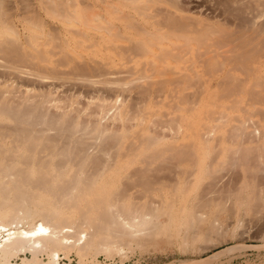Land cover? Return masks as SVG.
<instances>
[{
	"label": "bare ground",
	"instance_id": "1",
	"mask_svg": "<svg viewBox=\"0 0 264 264\" xmlns=\"http://www.w3.org/2000/svg\"><path fill=\"white\" fill-rule=\"evenodd\" d=\"M260 57H264V0H0V264L27 251L31 257L21 256L22 263L40 264L38 254L47 250L52 264H72L71 251L78 254L77 264H151L146 258L134 259L128 251L147 249L165 238L172 242L181 237L182 245L186 244L196 218L203 224L211 217L197 207L229 202L240 193L241 185L235 190L219 187L215 172L225 160L207 158L218 145L228 146L220 135L216 137L220 128L228 132L232 125L229 135L233 132L243 140L251 139L250 134L264 136V119L262 127L258 117L260 129V124L254 125L258 119H252L255 112L250 114L260 107L264 114L259 104L264 103ZM128 60L133 63L127 64ZM123 75L128 80L121 79ZM63 85L62 91L66 86L74 91L92 88L106 97L118 88L139 87L145 97L141 95L139 101L131 97L126 105L117 102L120 97L109 102L101 96L110 104L103 106L101 100L99 111L112 113L114 108L112 116L118 121L126 119L128 111L134 112L130 126L122 121L114 130L93 119L92 126L81 117L83 125L78 113L71 118V104L67 109L60 105V110L57 102L62 98L58 100L57 91ZM219 90L229 92L225 96L247 93L248 98L240 95L241 99L230 101L238 110L236 104L244 100L245 107L239 111L244 108L249 118L246 113L241 117L242 111L227 113L230 105L218 101ZM207 92L211 94L204 97ZM130 100L136 103L132 106ZM205 102L208 107L197 105ZM156 104L160 120L148 121L155 126L149 130L139 119H152ZM194 114H207L210 119L204 124ZM232 118L239 124L233 125ZM247 121L254 122L253 129ZM245 127L251 128L247 136ZM215 140L219 141L215 144ZM240 146L243 150L238 154L245 156L256 148L248 145V152L247 145ZM238 147L233 152L241 151ZM257 171L264 174V167ZM200 174L212 178L196 189L200 191L196 206L187 208L186 194L195 189ZM260 186L250 191L257 198L249 192L255 200L245 198L249 205L264 202ZM178 191L185 196L179 197L177 205ZM179 211L185 213L184 223H178ZM233 214L234 224L214 214L205 237L214 232L224 239L231 225L232 232L239 224L246 228L249 220L239 212ZM36 216L41 220L22 226L23 220L33 221ZM195 229L192 236L199 238ZM236 248L241 245L201 259L163 264H215L219 253L225 256L224 252ZM99 253L105 256L96 257Z\"/></svg>",
	"mask_w": 264,
	"mask_h": 264
},
{
	"label": "rangeland",
	"instance_id": "2",
	"mask_svg": "<svg viewBox=\"0 0 264 264\" xmlns=\"http://www.w3.org/2000/svg\"><path fill=\"white\" fill-rule=\"evenodd\" d=\"M262 58H263V61H264V57H260L259 59L260 60H262ZM133 62L131 61V63L129 62V60H128V63L127 64H132ZM264 74V73H263ZM238 75V74H237ZM125 75H123V77H124ZM206 78L208 77L207 75H204ZM204 76H203V78H204ZM132 77V76H131ZM130 76H129V78H131ZM252 77L253 76H251V79H252ZM121 79H127L128 80V77H126L125 76V78H122V76L120 77ZM64 86V85H63ZM62 86V87H63ZM62 87H59L60 89L62 88ZM71 87V86H70ZM69 86H66V89H65V91L67 92H65V91H62V90H64V88H65V86L60 90L59 89V91H61V93L59 92V91H57L56 93L57 94H59L58 96H59V98H58V100L60 99V98H62L61 100H59L57 103L59 104V106L61 105L62 107H63V105L65 106L66 105V107H64V108H68V106H67V104L69 105V104H71V105H69L70 106V111H76V108H77V110L78 111H81V113L80 112H74V113H72V112H68L70 115H71V118H73L74 116H72V114H74V115H76V113H78L77 115H76V118L78 117L79 119H80V122H81V117H82V120H83V118H84V122L85 123H87L88 122V124L90 123L89 121H91L92 119L93 120H95V121H97V123H105L104 124V126H106V125H109V126H112V127H110L111 129H114L115 130V128H117V127H119V126H121L120 124H122V121H123V125L124 126H130L131 124L129 123V122H131L132 123V121H133V119H131L132 118V116H133V114H134V112H132L133 114H131L130 115V113H131V110H130V113H129V111H128V113H127V115H128V117H127V115H126V119H124V120H116V119H118V118H114L113 116H112V113H114L112 110H114V108H112V110H111V112L112 113H110V110L108 111L109 112V114H108V112L106 113L105 111H107V110H102L103 112H104V114L102 113V114H100L101 113V110L99 111V107H100V103L102 104V102L104 101L103 99H104V96H105V94L103 95H101V93L100 92H98V94L95 92V91H92L91 89V91L89 92L88 90H86V89H82V88H84V87H79V90L77 91H74L75 89L72 87V90H71V88H70ZM142 88H144V87H142ZM197 88V87H196ZM74 89V90H73ZM140 88L138 87L137 89L135 88L134 90H133V88H130V89H117L116 91L114 90V92H113V90L111 91V92H105L106 94H107V97L105 98V99H109L108 101L110 102V101H112V100H114L115 98H122V100L123 101H121L120 100V98L117 100V102H121V103H125L126 105H128V103L127 102H129V98H131V97H133V98H131V100L133 101V99L135 98V100L136 101H139V100H137V99H140V98H142V96L144 95V94H142L141 92H142V90L140 89V93H138V91L137 90H139ZM193 90L195 89V88H192ZM191 88H190V90H192ZM259 89V88H258ZM257 89V90H258ZM69 90V91H68ZM122 90V91H121ZM125 90V91H124ZM135 90L137 91L136 93V95H134L135 94ZM238 90H240V89H238ZM237 89L236 90H234L235 92L236 91H238ZM71 91V92H70ZM79 91H81V92H79ZM82 91H83V93H82ZM88 91V92H87ZM130 91V92H129ZM188 91V93H189V89L187 90ZM220 91V90H219ZM217 92V97L219 98L218 99V101L221 103V104H224L225 106L226 105H228L229 107H230V109H227V108H225V111L226 110H228L229 112H227V113H234V114H236V113H241V111H242V113H243V109L241 110V111H239V109H241L242 107H245V106H243L242 104H245V101L244 100H242V102H241V105L238 103V102H235V103H238V104H236L237 105V107H238V105H239V107H238V110H237V108H236V110H237V112H236V110H234L235 109V107H233L231 104H232V101H230L231 99H233V98H240V95L242 96V98H248V95H247V93H245L243 90H241V91H239V92H237V93H233L232 91V94L230 95H228V96H225V95H227L229 92H227V94H226V92L225 91H223V93H222V90L220 91V92ZM74 93V95H73V93ZM113 92V93H112ZM128 92V93H127ZM224 92H225V94H224ZM64 93V95L62 96V94ZM88 95H87V94ZM100 93V94H99ZM115 93V94H114ZM119 93H120V95H119ZM190 93H191V91H190ZM240 93V94H239ZM56 94V95H57ZM67 94H70V95H67ZM77 94H79V95H77ZM123 94V95H122ZM132 94H133V96H132ZM211 93H204V97H206V96H208V95H210ZM219 94H221L223 97H226V98H223L221 95H219ZM224 94V95H223ZM234 94V95H233ZM111 95V96H110ZM113 95V96H112ZM118 97H117V96ZM125 95V96H124ZM127 95V96H126ZM139 95V96H138ZM142 95V96H141ZM61 96V97H60ZM73 96V97H72ZM90 97V98H88V97ZM101 96H103L102 98H101ZM125 98V100H124V98ZM137 96V97H136ZM231 96V97H230ZM65 97V98H64ZM98 97H100V98H98ZM143 97H145V96H143ZM229 97V98H228ZM67 98V99H66ZM68 98H70L69 100V102H67L68 101ZM71 98H72V100H73V103L71 102L72 100H71ZM110 98H114V99H110ZM65 99V100H64ZM97 99V100H96ZM98 99H100V100H98ZM155 99V98H154ZM157 99V98H156ZM241 99V98H240ZM64 100V101H63ZM67 100V101H66ZM101 100H102V102H101ZM107 100H105L104 102H103V104H105V105H103V106H108L109 107V104L110 103H108V101ZM120 100V101H119ZM130 100V103L132 102ZM135 100H134V102H135ZM234 100V99H233ZM61 101V102H60ZM95 101H97V104H99V106H95L96 104V102ZM107 101V102H106ZM230 101V102H229ZM235 101V100H234ZM236 101H238L237 99H236ZM66 104H65V103ZM99 102V103H98ZM134 102H132V106H133V103ZM155 102V101H154ZM63 103V104H62ZM89 103H91V105H89ZM129 103V104H130ZM136 103V102H135ZM74 104V105H73ZM92 104H93V106H92ZM95 104V105H94ZM159 104H161V103H159ZM204 105L205 107H208V102H205V103H202V104H200V103H197V105ZM258 104V103H257ZM257 104H255V106H257ZM259 104H262L263 106H264V103H259ZM88 107H87V106ZM102 105H101V107H102ZM211 105V103H209V106ZM233 105L235 106V104L233 103ZM60 106V107H61ZM74 106V107H73ZM80 106V107H79ZM92 106V108L93 109H97V110H92V108H90ZM154 106V108H155V113L152 115V116H150L152 119H149V120H143V119H139L140 120V122L142 123L143 121V123L142 124H145L146 126H148V128L150 127V128H152V129H150L149 128V130H153L154 129V127L155 126H153V124L152 123H150V122H148V121H151V122H157V120H160V118H159V116H158V109L157 108H160V106H158L157 104L156 105H153ZM241 106V107H240ZM259 106L260 105H258V108H259ZM262 106V107H263ZM62 107L60 108V110L62 109ZM76 107V108H75ZM87 107V108H86ZM95 107H97V108H95ZM251 109H253L251 106H249ZM80 108V109H79ZM81 108H83L82 110H81ZM90 108V109H89ZM162 108H164V109H166V106H164V107H162ZM233 108V109H232ZM249 108V109H250ZM257 107H256V110L258 109ZM261 108V107H260ZM260 108L258 109V111H255L254 109V111L253 112H251L250 114H251V116L254 114V112H255V116H252V119L254 118V119H258V117L260 118L261 117V124L264 122L263 121V119H264V117H263V115H261L260 114ZM72 109V110H71ZM75 109V110H74ZM247 109V108H246ZM245 109V110H246ZM250 109V110H251ZM262 109V108H261ZM95 111V112H97L98 113V115H97V113H95V112H92V111ZM249 110V111H250ZM89 111V112H88ZM91 111V112H90ZM115 111V110H114ZM133 111V110H132ZM239 111V112H238ZM262 111V110H261ZM264 111V110H263ZM58 112V111H57ZM87 112V113H86ZM100 112V113H99ZM116 112V111H115ZM86 113V114H85ZM89 113V114H88ZM91 113H94L93 115L91 114ZM240 113H239V115H240ZM245 113H246V111H245ZM245 113H243V115L245 114ZM253 113V114H252ZM257 113H259V116L257 115ZM263 113V112H262ZM115 114V113H114ZM247 114V116L246 115H240L241 117H248V113H246ZM70 115H69V117H70ZM98 117H97V116ZM102 115V116H101ZM106 115V116H105ZM109 115V116H108ZM230 115H233V114H230ZM88 116V117H87ZM90 116V117H89ZM104 116V117H103ZM112 116V117H111ZM130 116H131V118H130ZM207 116V117H206ZM235 117H236V115H234ZM238 116V115H237ZM250 116V115H249ZM95 117V118H94ZM100 117H101V119H100ZM263 117V118H262ZM71 118H70V120H71ZM77 118V119H78ZM107 118H110V119H107ZM193 118L195 119V120H198V122H203L204 124H206L208 121H209V116L206 114H202V115H198V114H194L193 115ZM239 118V117H238ZM249 118V117H248ZM74 119H75V117H74ZM88 119V120H87ZM97 119V120H96ZM100 119V120H99ZM104 119H106L105 121H104ZM128 119H130V120H128ZM251 119V118H250ZM73 120V119H72ZM87 122H86V121ZM260 119H258V120H255V124L254 125H259L260 123H258V121H259ZM94 121V122H95ZM98 121H100V122H98ZM230 121V120H229ZM251 121H253V120H251ZM263 121V122H262ZM83 122V121H82ZM81 122V124H85V123H82ZM134 122V121H133ZM219 122V121H218ZM232 124L234 123V124H236V123H238V121L237 122H235L234 120H233V118H232ZM120 123V124H119ZM228 122H226L225 123V125L227 124ZM252 123H254V122H251V123H249L248 121L246 122V124H250V126L249 127H252V129H253V125H252ZM91 125H92V123H90ZM100 124V125H101ZM102 124V125H103ZM197 125L199 124V123H196ZM229 124H230V122H229ZM233 124V125H234ZM239 124V123H238ZM261 124L259 125L260 126V129L263 127V124H262V127H261ZM101 125V126H102ZM118 125V126H117ZM150 125V126H149ZM155 125V124H154ZM252 125V126H251ZM93 126V125H92ZM153 126V127H152ZM227 127H228V125H226ZM232 126V125H231ZM231 126H230V128H231ZM247 126V125H246ZM256 126V127H257ZM90 127V126H89ZM223 128V127H222ZM229 127H228V132L230 131H232V129H230ZM246 128V127H245ZM248 128V127H247ZM246 128V129H247ZM257 128H259V127H257ZM264 128V127H263ZM158 129H160V128H157V130ZM163 129V128H162ZM162 129H161V132H162ZM227 129V128H226ZM226 129L224 130V129H221L220 128V130L218 131L219 132V134H218V132H217V134H218V136H216V137H219L220 138V136H221V138H222V141H224L223 143H224V145H228V146H230V147H228V146H225V147H221L220 145H218V146H220V147H218L217 146V149L215 150V149H213V150H210L209 151V154H207V158H209V159H217V160H225V162L221 165V168L222 169H218L216 172H215V174L217 173V175H215V178L221 183H219L221 186H219L220 188H229V190H232L233 188V190H235V188H239V186H240V193H238L239 191H236V193L235 194H239V195H235V196H231L230 198H231V201H229V202H227V201H225V200H222V204H221V202H220V200H219V202H217L216 204L214 203V205H212V204H210L209 206L208 205H204L205 207H195L196 209H199V210H202V211H205L206 213H207V215H209L208 217H210V218H208L209 219V221L211 222V219H212V217L214 216V214L215 215H220L222 218H224L225 220H227V218H228V220L227 221H229V219L232 221H230L231 222V224H234V223H236V215L235 214H233V213H238L239 212V214L241 215V217H243V219L246 221L247 219L249 220V222H248V220L246 221V222H248V224H249V226H248V224H247V227L245 228V226L243 227V225L240 227V224L239 225H237V228L235 229V231L234 232H232L231 231V229L233 228L232 227V225L230 226V228H229V231H228V233H227V235H226V237L223 239V238H219V237H216V236H214V232H210V235L208 236V238L207 237H205V236H207L205 233H207V228L209 227L208 225L210 224V222L208 221V220H206V222H204L203 224H201V223H199L200 221H198V218H196V222H195V225H194V227L192 228L193 230H194V228H196L195 230H197V231H199L198 232V235H200L199 236V238H193V236H192V232H193V230L192 229H190L189 231H190V234H188V236H187V239H188V241L186 242V244H184V245H182V240H181V237H178V238H175L174 239V241H172V242H169L166 238L165 239H161V241L162 242H156L154 245H150L147 249H143V248H139V247H135L134 249H133V251H128V252H130L129 254H133V256H134V259H144V258H146L147 260H149V261H152V263L151 264H163V263H167V262H178V261H180V260H182V259H201V258H204V257H206V256H208L209 254H212L213 252H215L216 250H221V249H223V248H225V247H227V246H233V245H241V248H236V249H233V250H229V251H227V252H224V253H226L225 254V256L223 255V253H219V256H218V258H216L215 260H214V262H215V264H216V262H217V264H219V261L220 260H225V259H227V260H225V261H223V263H222V261H220L221 262V264H264V202L262 201L261 202V200L260 199H257V200H259L261 203H259V202H255L254 200H255V198H257V197H255V195H253L252 193H254V192H250L253 188V186H254V188H255V185L257 186H259V184L260 185H262L263 187H264V184H261V183H264V174H262L261 175V173H258V168H260V167H264V136L262 135V137L259 139V137L257 138V135H256V137H255V135L254 134H250V137H251V139L249 138V137H247L250 141H248V139L245 137L244 138V140H245V142H244V140L242 139L243 137H240V135H238V134H234L233 132H232V134L231 135H229V133L226 131ZM251 128H248L247 129V133H246V131H245V133H244V136H247V134H248V130H250ZM260 129H259V131H260ZM135 130V129H134ZM156 129L154 130V132L155 133H157L156 131H157ZM168 130V129H166V128H164V134H165V132ZM262 130H264V129H262ZM261 130V131H262ZM133 131V130H132ZM160 131V130H159ZM159 131H158V133H159ZM227 133H226V132ZM160 132V133H161ZM235 132V131H234ZM168 133V132H167ZM169 133H170V131H169ZM168 133V134H169ZM262 133V132H261ZM261 133L259 132V136H261ZM167 134V135H168ZM240 134V133H239ZM263 134H264V131H263ZM220 135V136H219ZM253 137H252V136ZM249 136V135H248ZM88 138V137H87ZM90 138V137H89ZM242 139V141L244 142H242L241 141V139ZM258 139V141L256 142L255 140H257ZM238 140H240L243 144H244V147L247 145V147H246V149L248 148V145H251V146H254L255 145V147L256 148H253V147H251V146H249V149H256L255 151H253V149L252 150H249L248 151V149H247V151L249 152V153H252L253 154V152L255 153L256 151V154H253L251 157H250V159L251 160H249L248 158H249V156H247V154L248 155H250L249 153H247L246 154V156L248 157H246L245 155H244V153L243 154H241V155H239L238 153L239 152H242V150L240 149V147H242V146H240V145H243V144H240L239 145V143H240V141H238ZM217 141H219V140H217ZM217 141L215 140V144L217 143ZM254 141V142H253ZM231 143V145L233 146L232 148H231V145H229V144ZM214 145V144H213ZM215 146V145H214ZM237 146H239L238 148L241 150V151H238V149L235 151V152H237V153H235V152H233V150H235L236 148H237ZM258 146L260 147V150L258 149ZM228 147V148H227ZM235 147V148H234ZM230 148V149H229ZM234 148V149H233ZM233 149V150H232ZM245 149V148H244ZM245 149V150H246ZM258 149V150H257ZM232 152H231V151ZM244 150V151H245ZM261 154H260V153ZM231 153H235L238 157H236L235 156V154H234V156H232L233 154H231ZM259 153V154H258ZM255 155H256V157H255ZM240 156L242 157L241 159H240ZM244 156L246 157V160L244 159ZM238 158V159H236V160H233L234 158ZM254 158V159H253ZM257 158V159H256ZM253 159V160H252ZM262 161V163H261V165H260V161ZM236 161V162H235ZM254 161V162H253ZM247 162L248 164H245V163ZM250 162V163H249ZM252 162V163H251ZM259 164H257V163ZM244 163V164H243ZM257 164V165H256ZM249 165V166H248ZM249 169V170H248ZM256 169V170H255ZM220 170V171H219ZM253 170L255 171V172H253ZM260 172V171H259ZM264 172V171H263ZM262 172V173H263ZM220 173V174H219ZM219 174V175H218ZM223 174H224V176H223ZM255 174V175H254ZM230 175V176H229ZM232 175V176H231ZM252 175V176H251ZM262 176V177H260V176ZM223 176V177H222ZM228 177V179H227V177ZM256 176L258 177V178H256ZM224 178L223 180L221 179L220 180V178ZM235 177V178H234ZM211 179L212 178V176H208L207 174H200V178L198 179V181H197V183H196V187H195V189L194 190H191L190 191V193L188 192L186 195H187V197H185V202H186V207L187 208H189V207H191V206H196L195 204L198 202V200H197V202L195 201V198L199 195V193H200V191L199 190H196L200 185H205L206 186V183L208 182V179ZM231 180V181H229L227 184L229 185L230 183V185H229V187L227 186V187H225L227 184H226V182L228 181V180ZM254 179V180H253ZM259 179V180H258ZM262 179V180H261ZM224 180H227L226 182L224 181ZM257 180V181H256ZM223 181V182H222ZM255 181V182H254ZM258 181H260V182H258ZM255 183V185H253ZM208 184V183H207ZM218 184V185H219ZM233 184H235V185H239L238 187H236L235 185H233ZM233 185V186H232ZM253 185V186H252ZM262 186H260L261 188H262ZM231 187H233L232 189H231ZM203 188H206L207 189V187H202V189ZM252 188V189H251ZM257 188V187H256ZM200 190H201V188H199ZM206 189H203V191L204 190H206ZM209 189V188H208ZM239 189H236V190H239ZM264 189V188H263ZM195 190L197 191V192H195ZM198 191H199V193H198ZM249 192H250V196H252L253 195V197H255V198H251V197H249ZM234 193H232V194H234ZM198 194V195H197ZM182 195H184L185 196V194L182 192V191H178L177 193H176V204L178 205L179 204V202H177V200L179 199L180 200V196H182ZM237 197H239V198H237ZM244 197V198H243ZM241 198H243V199H241ZM245 198H248L249 200H250V198H251V200L252 199H254L253 201H254V203H252L253 201H251L250 203H252V204H250L249 205V200L248 199H246L247 200V202L246 201H244L245 200ZM230 200V199H229ZM239 200V201H238ZM241 200V201H240ZM225 201V202H224ZM237 201H238V203H237ZM225 204H224V203ZM231 202V203H230ZM239 204V205H238ZM255 204V205H254ZM250 206V207H249ZM251 206L253 207V208H251ZM209 207V208H208ZM213 207V208H212ZM239 207V208H238ZM245 207V208H244ZM204 208V209H203ZM212 208V209H211ZM208 209V210H207ZM220 209V210H219ZM234 209V210H233ZM239 210L238 212L237 211H235V210ZM244 209V210H243ZM223 210V211H222ZM195 211V210H194ZM232 211H234V212H232ZM246 213H245V212ZM210 213V214H209ZM227 213V214H226ZM227 215V216H226ZM225 216H226V218H225ZM230 216V217H229ZM251 217V218H250ZM254 217V218H253ZM250 219H251V221H250ZM39 220H41V218L40 217H35L34 218V220L33 221H31V220H29V219H25V220H23L24 222H22V226L23 227H28V225H30V223H32V222H37V221H39ZM184 223L185 222V213L184 214H181V211H179V217H178V223ZM226 222V221H225ZM251 223H253V224H251ZM200 224V225H199ZM205 224V225H204ZM202 227V228H201ZM200 228V229H199ZM243 228H244V233H242L243 232ZM199 229V230H198ZM202 229V230H201ZM246 229V230H245ZM6 231H3V233H5ZM241 232V233H240ZM213 233V234H212ZM233 233V234H232ZM212 236V237H211ZM214 236V237H213ZM198 237V236H197ZM205 237V238H204ZM218 238V239H217ZM227 238V239H226ZM177 239V240H176ZM205 239V240H204ZM211 239V241H209ZM208 240V241H207ZM206 243H208V245L206 244ZM204 244H206V245H204ZM49 251L47 250V251H41L39 254H38V257L40 258L41 257V259H40V264H42V263H48V264H52V262L50 261V259H49V253H48ZM76 251H71V252H69L70 253V258L72 259V264H77V260L79 259L78 258V254L77 253H75ZM30 252H25V253H19L18 255H16V256H14V257H12V259H11V261L9 262V263H6V264H23L22 263V261H21V256H27V257H31V254H29ZM59 253V255H61V256H64V253H62L61 251L60 252H58ZM98 256H105V254L104 253H99L96 257H98ZM231 256H233L232 258H231ZM65 257V256H64ZM65 258H67V257H65ZM68 259V258H67ZM89 261H87V262H85L84 264H87ZM60 264H63L62 262H59ZM30 264H37V263H35L34 261H31L30 262Z\"/></svg>",
	"mask_w": 264,
	"mask_h": 264
}]
</instances>
